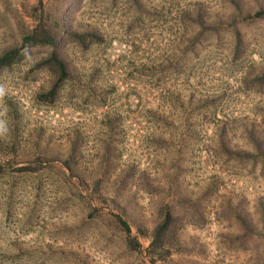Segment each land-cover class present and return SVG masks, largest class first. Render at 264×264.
Returning a JSON list of instances; mask_svg holds the SVG:
<instances>
[{"label": "rangeland", "instance_id": "374dc122", "mask_svg": "<svg viewBox=\"0 0 264 264\" xmlns=\"http://www.w3.org/2000/svg\"><path fill=\"white\" fill-rule=\"evenodd\" d=\"M41 18L55 49L25 39ZM12 48L0 264H264V0H0Z\"/></svg>", "mask_w": 264, "mask_h": 264}, {"label": "trees", "instance_id": "16d2710c", "mask_svg": "<svg viewBox=\"0 0 264 264\" xmlns=\"http://www.w3.org/2000/svg\"><path fill=\"white\" fill-rule=\"evenodd\" d=\"M82 36L83 35H80L79 37ZM91 36L92 37L88 40L90 42L96 41L98 38L95 37L94 35ZM54 38H55V32L54 33L52 32L49 24L43 18H41L40 21L32 27L30 33L25 35V39L26 41L29 42L30 46L49 47L50 49H55L56 44L54 42ZM20 50H21L20 48H12L0 54V67L2 65L10 64L22 58L23 53ZM57 61L59 63V65L57 66L58 67L60 65L62 66L61 61L59 59ZM61 66L60 68H62ZM260 139L261 140L259 143H256V141L253 142L256 149L258 148L263 150L264 138L262 137V135ZM258 212L260 215L259 218L257 219V223L259 225L258 236L263 240V247H264V203H260V206L258 207ZM120 218H121L120 220H122L125 226L124 228L126 232V241L128 245L131 248L140 247L141 246L140 243L132 235L131 229L128 223L126 222V220L123 219L122 217ZM251 225L252 227L250 228V230L253 229V224ZM177 229H178V225L176 224V216L173 215L171 209H169L166 212V215L162 220V222L154 228L147 248L150 249L152 254L158 256V258H163L171 250V246L169 245L170 242L169 238L170 236H174Z\"/></svg>", "mask_w": 264, "mask_h": 264}]
</instances>
